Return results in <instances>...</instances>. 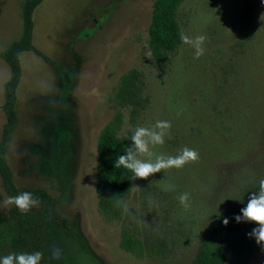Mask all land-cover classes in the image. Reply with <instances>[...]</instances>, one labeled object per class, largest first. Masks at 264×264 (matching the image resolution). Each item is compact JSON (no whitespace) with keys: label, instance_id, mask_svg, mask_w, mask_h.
Listing matches in <instances>:
<instances>
[{"label":"rangeland","instance_id":"1","mask_svg":"<svg viewBox=\"0 0 264 264\" xmlns=\"http://www.w3.org/2000/svg\"><path fill=\"white\" fill-rule=\"evenodd\" d=\"M23 2L0 0V142L11 77L1 54L21 39ZM153 3L45 0L35 10L34 47L75 74L66 100L50 64L33 52L19 57L18 124L7 162L19 189L59 197L62 183L69 185L56 211L85 239L94 257L88 264H190L222 211L264 178V0H183L179 26L205 35L206 52L196 59L181 41L164 63L149 43ZM157 120L172 128L155 152L176 155L187 146L199 159L135 180L139 188L122 200L127 214L119 208L108 223L97 196L100 134L111 127L132 144L134 128ZM165 183L174 190L164 191ZM184 192L187 210L178 200ZM7 198L0 176L5 217ZM249 264H264V246Z\"/></svg>","mask_w":264,"mask_h":264},{"label":"trees","instance_id":"2","mask_svg":"<svg viewBox=\"0 0 264 264\" xmlns=\"http://www.w3.org/2000/svg\"><path fill=\"white\" fill-rule=\"evenodd\" d=\"M44 1L24 0L21 6L23 19L21 39L1 54V58L11 71V77L4 88L5 104L2 109L7 121L0 142V176L8 197L27 191L16 186L7 162V151L18 124L15 106L17 89L22 78L20 55L24 52H33L52 66L61 81V99L66 100L74 86V72L52 63L32 43L33 14ZM182 2L183 0H154L149 43L152 55L159 63H164L168 59V54L177 50L181 44L177 11ZM130 145L128 141L119 139L111 127L104 129L98 140L97 196L100 212L108 223L120 217L121 212L116 206V201L123 200L134 185L127 170L115 167L118 156L124 155L125 147ZM258 187L246 191L222 211L199 245L190 264H249L259 245L255 238H250L248 234L258 225L253 222L238 223L235 216L242 214L241 209L246 206L252 192H258ZM68 191L69 185L65 182L62 183V194L59 197H52L45 190L27 191L40 198L39 210L22 213L12 205L8 216L0 215V257L10 253L40 251L44 254L40 264H88L87 261L94 260L85 239L56 211V206L67 199ZM49 214L53 216L51 221L46 220ZM224 218L229 220L227 226L223 223ZM54 240H57L65 250L61 259L52 256L51 246ZM131 244V240L126 239V248L131 247ZM129 250L133 251L132 248Z\"/></svg>","mask_w":264,"mask_h":264},{"label":"clouds","instance_id":"3","mask_svg":"<svg viewBox=\"0 0 264 264\" xmlns=\"http://www.w3.org/2000/svg\"><path fill=\"white\" fill-rule=\"evenodd\" d=\"M264 20V16L261 17ZM181 41L194 49V57L199 59L205 55L204 47L207 37L203 34L190 36L183 30L180 33ZM172 128L171 121L157 120L151 126H137L133 129L130 140L132 144L125 147L124 155H119L115 161L117 169H125L131 175L129 179H148L155 173L162 170L183 168L186 164L195 162L199 159V153L193 148L185 146L176 155H167L162 152H155L156 146L165 144V137L170 134ZM258 192H252L247 204L241 209V215H236L235 220L239 222H253L258 225L248 235L255 238L258 245L264 246V178L259 180ZM131 188H139L133 185ZM175 186L171 183L163 184L164 191L174 190ZM181 206L187 210L190 207V193L184 192L178 196ZM8 205H15L20 212L27 213L34 207L40 206V198L31 192H21L18 195L10 196L5 201ZM116 206L122 208L127 214L128 204L125 201L117 200ZM225 226L229 220L223 219ZM43 253H10L0 257V264H40Z\"/></svg>","mask_w":264,"mask_h":264},{"label":"water","instance_id":"4","mask_svg":"<svg viewBox=\"0 0 264 264\" xmlns=\"http://www.w3.org/2000/svg\"><path fill=\"white\" fill-rule=\"evenodd\" d=\"M52 219H53V216L49 214L46 220L51 221ZM51 252H52L53 258L55 259L63 258L65 254L64 248L58 243L57 240L53 241V244L51 246Z\"/></svg>","mask_w":264,"mask_h":264}]
</instances>
